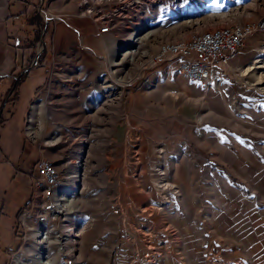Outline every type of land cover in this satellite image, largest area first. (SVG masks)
Returning <instances> with one entry per match:
<instances>
[{
	"label": "rangeland",
	"instance_id": "rangeland-1",
	"mask_svg": "<svg viewBox=\"0 0 264 264\" xmlns=\"http://www.w3.org/2000/svg\"><path fill=\"white\" fill-rule=\"evenodd\" d=\"M141 2L142 15L147 17L122 45L118 60L107 68L113 77L101 86L104 102L99 120L67 125L46 124L43 117L33 122L25 120L28 111L24 100L26 95H34L39 86L37 78L23 87L26 95L22 104L13 122L4 128L13 108L2 110L0 264H264L260 232L249 230V224H245L249 218L245 220L243 213L232 233L222 227L229 218L222 224L218 219L221 225L217 222L218 233L214 234L210 215L197 205L188 211L195 215L198 208L199 215L194 217L193 227L188 226L189 235L188 229H181L183 196L176 184V163L184 161L185 170L180 172L190 178L197 147L179 134L188 137L200 127H212L207 109L223 112L225 103L218 97L220 93L180 89L160 101L139 95L137 85L145 78L131 86L122 84L127 77L137 80L142 56L157 53L167 41L182 42L214 28L262 22L264 0ZM43 48L38 41L34 57ZM240 51L246 58L226 67L225 80L230 89L243 96L233 97L229 103L250 105L264 112V32L257 31L248 38ZM129 101L133 114L130 121L124 114ZM176 121L181 131L174 129ZM171 154L176 161L171 160ZM39 159L54 161L64 178L62 195L52 202L34 199L28 170ZM22 165H26L24 172L20 170ZM227 168L222 164L214 171V178H222L216 183L220 185L215 196L218 199L225 197L228 186L242 192V184ZM205 175L197 173L200 178L194 180L193 188L209 187ZM135 189L137 196L132 199L138 203L130 199ZM248 192L242 194L246 199ZM41 233L47 236L41 237Z\"/></svg>",
	"mask_w": 264,
	"mask_h": 264
},
{
	"label": "crops",
	"instance_id": "crops-1",
	"mask_svg": "<svg viewBox=\"0 0 264 264\" xmlns=\"http://www.w3.org/2000/svg\"><path fill=\"white\" fill-rule=\"evenodd\" d=\"M84 1L0 0V114L2 110L6 112L10 107L13 108L8 117H5L3 128L13 122L14 114L22 104V97L26 95L23 87L36 78L39 86L33 96L26 95L24 100L28 111L25 120L28 122L43 117L46 124L67 125L96 122L100 119L97 116L101 114L104 102L101 86L113 77L107 68L118 60L122 45L129 41L132 31L137 30L147 16L142 15L141 0H131L129 3L124 0L104 3L89 0L88 6H83ZM107 26H110L108 33H102L101 29ZM38 41L44 44L45 50L39 57L40 60L37 57L38 51L34 57ZM244 47L245 44L242 48ZM31 57L34 60L26 70L29 74L16 88L19 80L17 75L22 68L27 67ZM245 58L246 55H242L240 51L238 59L233 62L240 64ZM38 60L39 65L35 68L33 65ZM180 61L178 58L147 72L145 79L137 85L139 95L143 93L145 97L154 96L157 100L164 101V96L178 94L180 89L192 91L199 88L210 95L218 91V97L225 103L221 107V113L207 109L211 116L207 119L213 120L212 127H200L188 134V137L179 134L184 141L189 138L197 147L190 178L185 173L182 176L180 172V169L185 170L184 161L176 163V184L180 188V196H183L180 207L184 213L180 224L184 227L181 229L193 227L191 223L194 217L199 216L196 215L198 208H195L196 216L188 211L194 210L193 207L197 205H201V211L204 209L210 215L209 223L213 226L214 234L218 233V219L222 224L223 219L228 217L222 227L232 233L237 223L241 222L243 213L245 220L249 218V221H245V224H249V230L260 232L263 248L264 221L261 218L264 216V112L258 109L259 106L258 110H254L250 105H230L231 98H238L243 94L230 89L227 83L216 89L206 88L201 82L190 81L179 72L177 66ZM225 71L226 67L224 79ZM128 103L124 106V114L125 119L130 121L133 114L130 101ZM173 127L175 130L182 129L177 121L173 122ZM170 146L169 142L168 149ZM169 151L172 152L171 149ZM170 158L173 162L176 161L173 154ZM222 164L229 166L227 169L237 177L242 184V192L234 191V187L228 186L224 190L225 197L218 199L215 196L220 185L216 183L222 178H214V171ZM25 169L26 165H22L20 170L24 172ZM197 173L206 174L204 180L209 183V187L193 188L194 180L200 178ZM186 178L192 180V183ZM135 190V195L131 194L130 199L138 203L132 199V196H137V189ZM248 191L250 195L246 199L242 194L249 193ZM197 195L203 198H198ZM254 221L256 222L253 223ZM220 223L218 222L219 225ZM250 242L253 247V242ZM190 249L192 247H188Z\"/></svg>",
	"mask_w": 264,
	"mask_h": 264
},
{
	"label": "built area",
	"instance_id": "built-area-1",
	"mask_svg": "<svg viewBox=\"0 0 264 264\" xmlns=\"http://www.w3.org/2000/svg\"><path fill=\"white\" fill-rule=\"evenodd\" d=\"M98 1L104 3L111 0ZM89 3V0H85L83 6H88ZM87 12L92 13L90 10ZM109 30L110 26H107L103 27L101 32L108 33ZM257 31L264 32V20L258 24L214 28L197 33L187 41H167L161 44L157 53L142 56L138 67L142 77L138 76L135 81L127 77L122 84L134 85L156 66L165 65L180 58L181 61L177 68L183 76L190 81L201 82L206 88L219 89L226 83L224 68L238 58L245 41ZM39 50L38 56L44 48L40 52ZM107 83L110 82L107 81ZM28 171L34 184V199L42 198L47 202H52L62 195L60 189L64 178L54 161L39 159ZM44 235L47 236L45 233Z\"/></svg>",
	"mask_w": 264,
	"mask_h": 264
},
{
	"label": "trees",
	"instance_id": "trees-1",
	"mask_svg": "<svg viewBox=\"0 0 264 264\" xmlns=\"http://www.w3.org/2000/svg\"><path fill=\"white\" fill-rule=\"evenodd\" d=\"M32 59L30 60V62L27 64V67L22 68L21 71L19 72V74L17 75V77L19 78L18 82L16 83L15 87L17 88V86H19L21 84V82L24 80V78L29 74L28 71H26L27 69H29L31 67V64L34 60V57H31ZM33 200V199H32ZM32 200H30L27 203V207H29V205L32 203Z\"/></svg>",
	"mask_w": 264,
	"mask_h": 264
},
{
	"label": "bare ground",
	"instance_id": "bare-ground-1",
	"mask_svg": "<svg viewBox=\"0 0 264 264\" xmlns=\"http://www.w3.org/2000/svg\"><path fill=\"white\" fill-rule=\"evenodd\" d=\"M40 235H41V237H42L44 234L41 233ZM47 239H48V238H47ZM43 264H50V263H49V261H47V262H44Z\"/></svg>",
	"mask_w": 264,
	"mask_h": 264
}]
</instances>
